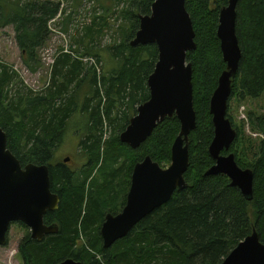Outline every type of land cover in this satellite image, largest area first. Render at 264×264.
<instances>
[{
  "label": "trees",
  "instance_id": "1",
  "mask_svg": "<svg viewBox=\"0 0 264 264\" xmlns=\"http://www.w3.org/2000/svg\"><path fill=\"white\" fill-rule=\"evenodd\" d=\"M114 1H128L121 11L127 25L117 28L122 33L120 42L108 47L105 72L100 73L96 65L86 67L68 51L54 59L48 86L34 93L12 66L0 61V129L6 134L7 149L22 167L46 165L51 193L60 200L58 210L48 212L43 221L46 226L56 225L58 232L41 242L30 234L24 236L17 251L21 264H60L68 259L80 264H220L253 231L264 244V109L261 114L249 112L240 126L228 111L226 115L237 138L222 155L232 154L241 170L252 172L253 199L248 202L227 177L205 176L214 165L208 154L214 137L209 104L226 68L217 29L219 12L228 0H185L196 45L186 57L192 67L196 114V127L188 136L187 186L125 238L103 248L100 228L108 214L116 216L124 208L134 166L146 157L161 168L169 165L180 131L173 116L158 124L138 149L120 143L119 135L149 99L146 83L158 51L155 45L130 46L139 28L138 16L149 15L155 0ZM63 14L60 2L0 0V33L12 28L20 61L30 74L41 69L38 53L49 40V23ZM105 28L109 29L107 18L97 15L82 28L88 41L77 42L83 47L81 58L106 66L94 40ZM235 31L241 59L229 102L264 99V0H238ZM78 115L85 120L75 128L77 149L85 163L75 173L51 162L69 122ZM246 126L262 139L247 137Z\"/></svg>",
  "mask_w": 264,
  "mask_h": 264
},
{
  "label": "water",
  "instance_id": "2",
  "mask_svg": "<svg viewBox=\"0 0 264 264\" xmlns=\"http://www.w3.org/2000/svg\"><path fill=\"white\" fill-rule=\"evenodd\" d=\"M238 0H228L219 12L217 38L225 70L213 92L209 112L214 137L208 149L214 165L205 176H225L230 186L237 188L248 202L253 199V174L241 170L228 152L237 133L227 115L231 81L241 59L236 36V6ZM139 28L131 47L155 45L158 59L147 79L149 99L137 108V114L119 135V141L132 150L138 149L158 124L175 116L180 131L171 148L170 166L162 169L149 157L137 163L132 171L126 203L116 216L108 214L100 228L103 248L125 238L146 216L162 207L175 192L186 189L184 175L189 167L188 136L196 127L193 107L192 67L186 57L195 51V34L185 10V0H155L149 15L138 16ZM68 159L64 161L67 163ZM59 198L51 193L49 169L46 165L27 164L7 149L6 134L0 129V247L7 244L13 224L29 229L32 240L41 242L45 236L58 232L56 225H44L48 212L58 210ZM60 264H80L71 259ZM220 264H264V244L256 231L240 242Z\"/></svg>",
  "mask_w": 264,
  "mask_h": 264
},
{
  "label": "rangeland",
  "instance_id": "3",
  "mask_svg": "<svg viewBox=\"0 0 264 264\" xmlns=\"http://www.w3.org/2000/svg\"><path fill=\"white\" fill-rule=\"evenodd\" d=\"M60 2L61 9L64 11L63 15L53 22L49 23L50 37L46 46L38 53V57L41 62V69L36 74H30L20 61V53L14 40V32L12 28H7L0 33V61L12 66L14 71L17 72L19 79L23 84L34 93H40L48 86L49 76L51 73L54 59L60 56L62 53H68L72 51L74 59H80L85 66H97V68L105 72L109 67V55L108 47H113L116 43L120 42L121 34L118 27H126L127 21L122 18L121 11L126 7L128 1L124 3L114 0H46ZM93 15L102 16L107 18L109 23V29L105 28L101 36H95L94 40L97 42V49L99 54L102 55L101 60L106 62V66L103 62L99 64L92 59L81 58L83 47L78 45L77 42L86 43L82 34L83 27H87L92 22ZM82 31V32H81ZM103 66V67H102ZM100 75V74H98ZM76 91V90H72ZM84 96V88L79 91L78 103L82 104ZM264 109V99L245 100L243 102L234 99L229 102L228 114L233 118L235 125L240 126L243 122H246L247 114L249 112L261 114ZM73 120L70 121V126L64 136V142L54 152L52 164L56 162H64L68 159L65 165L75 173H78L80 164H84L83 158H80L78 145V136L75 134V128L81 127L85 120L82 115L73 116ZM245 134L250 137L252 141H256L261 138L260 134L252 133L248 126L245 127ZM108 137V132L106 136ZM262 139V138H261ZM222 155V154H221ZM224 156V155H223ZM79 161V162H78ZM79 164V165H77ZM77 165V166H76ZM167 165L165 168L169 167ZM79 170V171H77ZM29 234V229L18 224L11 225L7 244L4 247H0V264H21L17 255L18 245L20 241Z\"/></svg>",
  "mask_w": 264,
  "mask_h": 264
},
{
  "label": "flooded vegetation",
  "instance_id": "4",
  "mask_svg": "<svg viewBox=\"0 0 264 264\" xmlns=\"http://www.w3.org/2000/svg\"><path fill=\"white\" fill-rule=\"evenodd\" d=\"M79 162V161H78ZM57 163H60V164H63V165H65V163L64 162H57ZM57 163H54V164H57ZM77 165H79V164H77ZM76 165V166H77ZM83 165V163L80 165V166H82ZM66 166V165H65ZM67 167V166H66ZM68 168V167H67Z\"/></svg>",
  "mask_w": 264,
  "mask_h": 264
}]
</instances>
